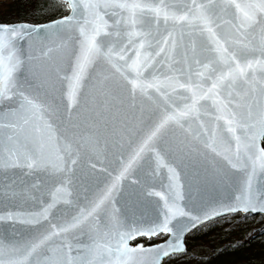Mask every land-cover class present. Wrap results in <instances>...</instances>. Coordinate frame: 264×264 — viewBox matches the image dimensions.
I'll use <instances>...</instances> for the list:
<instances>
[{"label":"snow or ice","instance_id":"obj_1","mask_svg":"<svg viewBox=\"0 0 264 264\" xmlns=\"http://www.w3.org/2000/svg\"><path fill=\"white\" fill-rule=\"evenodd\" d=\"M15 7L44 22L0 18V264H264L200 239L264 217V0Z\"/></svg>","mask_w":264,"mask_h":264},{"label":"trees","instance_id":"obj_2","mask_svg":"<svg viewBox=\"0 0 264 264\" xmlns=\"http://www.w3.org/2000/svg\"><path fill=\"white\" fill-rule=\"evenodd\" d=\"M18 0H7L0 6V18H7L15 20L18 18L29 19L32 22H44L42 16H24V14L15 5ZM9 5H13L9 7ZM234 223L238 225L234 231L224 232L220 229H215L206 236L200 237L201 240H206L209 246H223L229 243H236L237 241L243 244L239 250L247 257H251L255 261H259L261 256H264V217L262 216H248L240 215L234 219ZM252 237L249 239V237ZM144 243H148L147 239H139ZM154 241V240H153ZM152 241V242H153ZM231 255V253H229ZM209 264H217V261L210 260ZM225 264H234V260H226Z\"/></svg>","mask_w":264,"mask_h":264},{"label":"rangeland","instance_id":"obj_3","mask_svg":"<svg viewBox=\"0 0 264 264\" xmlns=\"http://www.w3.org/2000/svg\"><path fill=\"white\" fill-rule=\"evenodd\" d=\"M4 1L7 2V0H0V6H1V4H2ZM153 242H156V241L154 240Z\"/></svg>","mask_w":264,"mask_h":264},{"label":"water","instance_id":"obj_4","mask_svg":"<svg viewBox=\"0 0 264 264\" xmlns=\"http://www.w3.org/2000/svg\"><path fill=\"white\" fill-rule=\"evenodd\" d=\"M255 215H259V214H255ZM145 238H147V237H145ZM137 239H138V238H136L135 240H137ZM135 240H134V241H135ZM134 241H133V242H134ZM133 242H132V243H133ZM136 243H143V242H136ZM133 244H135V243H133ZM145 245H147V244H145Z\"/></svg>","mask_w":264,"mask_h":264}]
</instances>
